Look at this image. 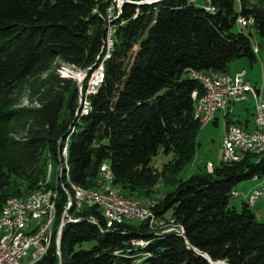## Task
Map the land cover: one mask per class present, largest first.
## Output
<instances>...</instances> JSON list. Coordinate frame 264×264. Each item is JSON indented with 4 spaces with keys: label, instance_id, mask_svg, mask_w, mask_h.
Listing matches in <instances>:
<instances>
[{
    "label": "trees",
    "instance_id": "trees-1",
    "mask_svg": "<svg viewBox=\"0 0 264 264\" xmlns=\"http://www.w3.org/2000/svg\"><path fill=\"white\" fill-rule=\"evenodd\" d=\"M136 1L117 8L108 55L96 60L110 0H0V209L40 187L45 160L58 162V183L42 185L56 191L55 234L66 190L101 189L103 161L118 194L153 196L158 177L150 159L160 150L172 154L160 172L170 188L153 208L169 211L172 230L152 231L135 219L107 227L98 205L70 207L77 219L61 227V264H264V220L245 201L255 183L238 209L229 204L239 194L236 182L264 173V154L177 177L193 158L200 126L190 93L201 94L202 86L189 70L226 71L240 57L251 64V31L232 26L247 17L264 39V7L238 0L235 10V0H211L210 11L186 0ZM101 59L100 82L83 111L75 110V82L54 68L93 67ZM40 73L34 103L16 106L18 85ZM11 196L18 197L6 200ZM140 238L143 245L130 241ZM35 264H57L55 241Z\"/></svg>",
    "mask_w": 264,
    "mask_h": 264
},
{
    "label": "built area",
    "instance_id": "built-area-1",
    "mask_svg": "<svg viewBox=\"0 0 264 264\" xmlns=\"http://www.w3.org/2000/svg\"><path fill=\"white\" fill-rule=\"evenodd\" d=\"M190 2H205V0H186ZM117 11L118 0H111L108 16L111 7ZM214 9V7H213ZM118 12V11H117ZM249 20L245 19L243 24H248ZM107 33L104 41V48L107 46ZM255 50V47H254ZM188 74H193L190 70ZM208 88V97H201L195 93L193 89L190 94L197 95L200 98L201 112L204 115V123L214 118L215 113L219 111V104L222 98H230L231 105L235 102L244 101L247 94L251 96L253 105L256 108L255 121L252 128H246L243 125L232 122L234 146H226L225 154L219 155L221 160L229 161L230 157L239 155L247 148H259L264 154V102L255 91L254 87H248L247 79L244 78L242 71L228 73L221 70H212V78H204ZM99 80L98 68L93 69V77L86 86L87 94L91 88H95L96 82ZM81 108V107H80ZM60 150V146L58 147ZM210 166V163H208ZM98 179L102 181L105 188L106 171L104 168L98 170ZM254 186L245 197V201L252 205L257 199L262 202L264 210V173L261 176L254 175ZM231 195H236V190L230 191ZM52 194H43L42 190L38 196H34L29 202L15 203L10 206L3 207V214L0 215V264H19L20 254L30 253V257L44 255L47 251L45 243H36V236H45L46 228L51 226V214L53 211L51 204ZM95 199V205H98V199H106V206H99L105 218V226H110L112 221L118 216L129 217L130 220L144 221L148 229L172 230V225H168L167 219L156 213L153 209L143 208V201L156 199H139V203H131L128 199L121 196L111 194L105 189V196H98L95 192H77V200L72 201L74 210L79 211L80 200ZM66 219H77L70 214H65ZM9 229H17L16 239H7ZM58 234V233H57ZM140 239H131L130 241H139ZM117 253V250L114 251Z\"/></svg>",
    "mask_w": 264,
    "mask_h": 264
},
{
    "label": "rangeland",
    "instance_id": "rangeland-1",
    "mask_svg": "<svg viewBox=\"0 0 264 264\" xmlns=\"http://www.w3.org/2000/svg\"><path fill=\"white\" fill-rule=\"evenodd\" d=\"M125 0H122V2ZM139 1L134 2L136 4H138ZM247 3L250 4H254V5H259L261 7H264V4H262V2L260 0H247ZM111 4V0L109 5L107 6L110 7ZM114 2H113V6L111 7L110 11V15L108 16V12L109 10H107L106 8V14H105V27L107 26V35L109 37H111V33L113 31V26L111 21L113 20L114 17H116V15L114 14L116 12L115 7H114ZM239 7L238 5V0L234 1V8L235 10H237ZM247 20H249V18L246 17ZM108 20V21H107ZM237 19H235V22L232 26L233 30H242L244 32H247L248 28L251 31V40H252V46L255 47V50L258 48L259 51H264V39L261 38L260 36H258V34H256L254 32V30L251 27H247V25H239L237 22ZM249 23V21H247ZM247 24V23H246ZM104 45V44H103ZM105 46V45H104ZM100 51L99 55H97V59L100 57V55H104L105 57V53H106V47ZM109 50V49H108ZM107 50V51H108ZM238 59H243L244 61V66H245V71L244 69H237L234 70L235 65H237V61H239ZM263 61H259L257 60V58L255 60L252 61L251 64L248 63L247 58L245 57H240V58H236L233 59L232 61H230L228 63V70H226L225 72L228 73H235L238 71H242L243 76L245 79H247L245 77L246 76L250 77V75L252 74H261L263 76L264 79V67H263ZM239 66V65H238ZM95 66L91 67V65L87 66V67H78V66H73L71 64L65 63V62H59L58 66L54 68V71L56 73H58V75L60 76H64V77H69L70 79H72L75 82V86H76V106L79 104V108L80 111H83L84 108V103L88 102L87 99V92H86V86L90 80V76L91 73L93 71ZM211 70H207L204 71V73H208ZM44 73H40V74H35L33 76L28 77L23 83H21L20 85H18V87L16 88V90L14 91V95H16L17 97V102H16V106L17 105H30L34 103V98H35V90L36 87L38 86V81L40 79V77L43 76ZM248 80V79H247ZM80 81V84L78 83ZM249 81V80H248ZM250 83V82H249ZM84 84V85H83ZM251 84V83H250ZM254 86V85H252ZM255 88V86H254ZM255 91L257 92V94H259V90L255 88ZM259 97L261 98V100L264 102V91L261 92V95H259ZM251 99V100H250ZM252 101V112H253V100L251 98V96L249 95V93L247 94V97L244 101L241 102H236V106L234 108V112L236 111L237 114H239L238 119L244 120V108L242 107L243 104L247 105L248 107H250V104ZM218 114H216L215 117L218 118L217 123L214 121V119H211L210 121L204 123V122H199V128L196 134V147L194 150V154H193V158L191 159V161H189L188 163H186L181 169L180 171L177 173V177H184L186 176L188 173L190 172H195L198 171L200 169H205V170H210L212 167V164L217 163L219 160H221L219 155H223V137L225 134V128L228 122H234L233 120L234 115L233 113L229 115V120H227V122L224 121V119L222 118V116L219 114V112H217ZM248 118H250V114H248ZM252 125H253V120H252ZM160 149V147H159ZM172 159V154L171 153H162L160 150H158V152L154 155L151 156L150 159V163L151 166H153V168L156 171V177H158L157 181L154 183L153 187V192H155V194L151 197H146V198H130L132 200H139V199H156L157 201H159V199L162 197V195L164 194V192L170 188V186L167 184L166 180L163 179L160 175L161 170L164 169L165 165L169 162V160ZM46 162L42 165H40L41 169L44 171L43 179H40L37 183V186H41L44 185L47 181L49 182L48 186L50 185H55V183H58L61 174V170H60V165L57 162H54L52 160H45ZM208 163H210V166H208ZM58 166V167H57ZM169 176V173H166L164 175ZM254 184V180L252 178H247V179H242L238 182H236V184L234 185V188L236 190L239 191V194L236 196H231L229 198V204L230 205H234V207L236 209L239 208V203L242 199H244L245 195H243V191L247 188L250 187ZM54 189V188H53ZM117 191V189L115 190ZM18 196H11L8 197L6 200L9 199H13V198H17ZM5 200V201H6ZM258 202L253 203L252 205H250L251 210L255 213V215L261 219L264 220V210L262 211V204L260 207H258L257 203H260L261 200L258 199ZM148 202V200H145L143 203ZM255 204V205H254ZM259 213V214H258ZM169 211L167 210L164 215H161L163 218L170 220L168 217ZM128 220V219H126ZM173 222V221H172ZM175 226H177L176 228H180L181 227L177 224H174ZM182 230V229H181ZM87 244H83V246H86ZM30 253H27L26 256L22 257L21 259V263H27L30 260Z\"/></svg>",
    "mask_w": 264,
    "mask_h": 264
},
{
    "label": "bare ground",
    "instance_id": "bare-ground-1",
    "mask_svg": "<svg viewBox=\"0 0 264 264\" xmlns=\"http://www.w3.org/2000/svg\"><path fill=\"white\" fill-rule=\"evenodd\" d=\"M142 1L150 2L152 0H142ZM122 3H124V1L122 2V0H118V2H117V8L118 9L120 8V5ZM190 3L198 4V5L202 6L203 8H205L207 10H210V11L213 10L212 4H211V0H205V2H190ZM241 21H242L241 19H238V23H241ZM107 40H108V44H107V48H106L105 57L108 55V52H109L108 49H110V47L112 45V41L108 37H107ZM253 50H254V47H253ZM103 58L104 57H102V59ZM102 59L98 62V65L96 66V68H98L99 80L96 82L95 88L98 85V83L100 82L102 74H103ZM192 73L193 74H191V77H193L194 79H197V81L202 86L201 94H199L197 91H195V93H198L199 96H201V97H208V88H207V86L205 84V81H204V79L202 77H204V78H212V73H209V74H200V73H196V72H192ZM90 77H93V71H92ZM247 82H248V80H247ZM248 87H253V86L248 82ZM95 88H91L90 93H93L95 91ZM90 93H88V94H90ZM192 99L194 101V118H196L199 122L202 123V122H204V115L201 112L200 98L197 95H193L192 94ZM84 104L88 105V102L84 103ZM231 106L232 105H231V99L230 98H222L221 99V104H219V111L221 113H223V114H227L228 112L231 111ZM253 111H254V113H253L254 116L253 117H254V121H255V116H256V108H255V106H253ZM225 125H226V128H225V134H224V137H223L222 145L225 144L226 146H234L233 125H232V123H228V124H225ZM246 153H253V154H256V155H262V150H260L259 148H247L244 151H242L239 155L234 156V157H230L229 161H237L238 162V160L242 159ZM224 154H225V147L223 145V155ZM63 157H65L64 154H63ZM224 162H228V161H224ZM60 166H61V164H60ZM104 168H105V171H106L105 188L102 186V181L100 179H98V180H100L101 189H84V188H82L80 186H75L74 185V186H71L72 187L71 190L73 191L72 196L66 190V193H67V196H68V201L65 204V206H66L65 210L61 214V219H62L63 223H61V221L59 222V225H58V227L56 229L55 234H54V217H55V214H56V210H55L56 191L55 190H52V189H49V188H45L44 186L41 185L38 189L33 191L31 194H29V195H27L25 197H22L20 199L13 200V201L9 202L5 206H10V205H13L15 203H20V202H29V201L32 200V198L34 196H38L40 194L41 190H42L43 194H52L51 204H52L53 211H52V214H51V221H52L51 222V226L46 228L45 236H36V243H45V247L48 250V247H49L50 243L52 241H55V243H56L57 239H59V235H60V231H61L62 225L65 222L69 221V220H76V219H66L65 220V214H68V209L70 207H72V201L73 200H77V192H95V194L98 195V196H105V189H107V190H109V192L111 194H116L117 196H121L111 186V182H110L111 173H110L109 167L105 163H104ZM102 169H103V164H101L99 170H102ZM121 197L123 199H128V198H125L123 196H121ZM128 200L131 203H139V200H135V199L134 200L128 199ZM155 204H156L155 200H148V202L143 203V208L152 209ZM81 205H84V206L85 205L86 206L93 205V206H95V199L80 200V206ZM98 206H106V199H98ZM3 207L0 209V215L3 214ZM126 219L130 220L129 217L118 216L117 219L112 221V224L113 223H121L123 220H126ZM167 223H168V225H170V222L168 221V219H167ZM164 231H168V230H158V232H164ZM54 236H55V239H53ZM16 238H17V229H9L8 232H7V239H16ZM134 243L135 244H139V245H143L144 244L140 240L138 242L135 241ZM26 255H27V253L20 254V263L19 264H35V262L36 261L38 262V260L43 256V255H40V256L30 257L31 259L27 263H21L22 257H24Z\"/></svg>",
    "mask_w": 264,
    "mask_h": 264
},
{
    "label": "crops",
    "instance_id": "crops-1",
    "mask_svg": "<svg viewBox=\"0 0 264 264\" xmlns=\"http://www.w3.org/2000/svg\"><path fill=\"white\" fill-rule=\"evenodd\" d=\"M254 54H255V59L257 58V60L263 61L262 63H263V67H264V51L263 52L259 51V49L257 48L256 51H254ZM238 60L239 61H237V65H235L234 70H237V69L241 68V69H244V71H245V66H244L243 59H238ZM227 70L229 71V69H227ZM245 73H246V71H245ZM245 77L249 80L248 82H250L251 85H254L255 88L259 90V95H261V92L264 91V79H263L262 73L261 74L256 73L255 75L252 74V75H250V77L246 76V74H245ZM249 104H250V107H248L245 104H243V106H242L244 108V111H245V114H244L245 119L244 120L238 119L239 114H237L236 111L234 112V108L236 106V102L232 104L231 111L228 112L227 114H223L220 111H217V112H219V114L222 116L224 121H227V120L231 119V118H229V115L233 113V115H234L233 120H238L239 122L242 123V125L244 127L250 129V128H252V120L254 121V117H253L254 116V114H253L254 111L252 112V101ZM217 112L215 113V116H216V114H218ZM248 114H250V118H248ZM215 116H214L213 119L217 123L218 118L215 117ZM248 189H249V187H247L243 191V195L248 191ZM256 202H258V201H256ZM256 202H255V204H256ZM257 204H258V207L261 206V202L257 203Z\"/></svg>",
    "mask_w": 264,
    "mask_h": 264
},
{
    "label": "water",
    "instance_id": "water-1",
    "mask_svg": "<svg viewBox=\"0 0 264 264\" xmlns=\"http://www.w3.org/2000/svg\"><path fill=\"white\" fill-rule=\"evenodd\" d=\"M155 1H158V0H152L150 2L139 1L138 4H140V3H152V2H155ZM124 3H125V1H124ZM103 46L104 45L101 46L100 51L103 49ZM100 51H99V53H100ZM78 83L80 84V81ZM78 109H79V104L76 106L75 110H78ZM60 221H61V223H63L62 219H60ZM55 251H56V254H57V264H61V256H60V251H59V239H57V241L55 243Z\"/></svg>",
    "mask_w": 264,
    "mask_h": 264
}]
</instances>
